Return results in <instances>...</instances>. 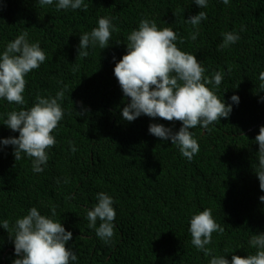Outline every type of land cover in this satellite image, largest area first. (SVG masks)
I'll use <instances>...</instances> for the list:
<instances>
[{
	"label": "trees",
	"instance_id": "trees-1",
	"mask_svg": "<svg viewBox=\"0 0 264 264\" xmlns=\"http://www.w3.org/2000/svg\"><path fill=\"white\" fill-rule=\"evenodd\" d=\"M56 3L0 0V55L27 31L28 42H38L47 56L25 76L24 105L0 98V139L19 136L4 125L7 113L30 109L38 96L55 98L64 91L59 101L64 116L51 133L56 144L46 150L49 159L42 172L33 171V158L21 153L15 161L13 147L0 145V225L9 221V229L0 227V264L18 258L9 236L14 238L15 221L32 207L49 217L54 208L55 219L72 233L66 247L77 260L71 264H209L211 256L197 250L189 232L192 215L206 208L224 227L207 245L212 255L229 261L233 255H254L257 249L249 240L264 234V203L259 200L264 191L255 175V137L264 127V82L259 79L264 72V0H229L227 5L208 0L206 8L194 0H84L87 11L57 10ZM200 11L207 19L198 27L185 22ZM101 17L111 18L118 31L112 32L109 47L102 49L97 42L82 58L79 38L97 27ZM141 19L154 21L158 29L170 26L178 35L177 47L195 55L206 78L223 73L219 86L207 87L232 104V111L206 130H191L199 144L191 161L171 141L148 132L156 123L175 133L181 122L144 115L132 122L122 118L130 98L113 69L127 54V37ZM232 31L240 39L221 49L222 34ZM233 95L238 104L231 102ZM101 192L112 198L116 212L108 243L96 235L101 221L90 228L86 212Z\"/></svg>",
	"mask_w": 264,
	"mask_h": 264
},
{
	"label": "clouds",
	"instance_id": "clouds-1",
	"mask_svg": "<svg viewBox=\"0 0 264 264\" xmlns=\"http://www.w3.org/2000/svg\"><path fill=\"white\" fill-rule=\"evenodd\" d=\"M222 2L227 5L229 0ZM38 3L40 6L52 5L53 0H38ZM194 3L199 8L208 6V0H194ZM56 8L87 11L88 5L84 0H57ZM205 19L207 13L200 11L185 22L196 28ZM113 31L118 29H115L111 18H99L97 27L80 36L77 50L79 56L87 57L89 53L86 49L97 42L102 49L109 47ZM198 34V31L194 32L191 39L195 40ZM27 35V31L22 32L7 44L0 55V98L21 106L25 104V76L38 69L47 59L39 43L30 44ZM222 35L221 49L240 39L234 31ZM127 40V54L122 56L113 69L124 96L130 98V102L122 109V118L132 122L144 115L153 119L181 122L182 126L175 133L171 128L156 123L149 125L148 132L162 141H171L172 145L178 146L181 155L191 161L199 152L198 141L191 130L197 126L206 130L221 118L227 119L232 111V104H226L207 87L209 84L219 86L223 73L216 72L211 78H206L205 68L195 55L177 47L178 35L170 26L158 29L154 21L141 19L138 28L130 32ZM180 43H183L182 38ZM259 79L264 82V72L260 73ZM260 87L264 89V83ZM63 97V90L55 98L38 96L30 109L13 110L6 114L4 125L13 132H19V136L0 139V145L13 147L15 161L22 158L21 153L33 158L32 166L36 173L43 171L42 165L49 159L46 150L56 144L51 133L63 119L64 110L59 103ZM230 100L233 104L239 103L236 95L231 96ZM255 142L259 146V169L255 175L260 190L264 191V127H260ZM71 151H76L74 146ZM96 198L98 203L91 210L86 209L89 227L95 228L99 219L101 223L95 228L96 235L108 243L114 236V201L104 192L98 193ZM259 200L264 203V196L259 197ZM55 217L54 208L49 217L41 215L37 208L32 207L27 215L15 221V236L9 238L13 241L14 254L18 258L12 264H71L77 260L71 248L66 247L72 239V233L66 231ZM189 225L191 243L204 256H211L209 264H264V234L252 235L249 240L250 246L257 249L254 255H233L229 261L224 255H212V250L207 247L212 242L214 232H224V227L214 220L212 209L206 208L192 215ZM0 227L9 229V221L3 220Z\"/></svg>",
	"mask_w": 264,
	"mask_h": 264
}]
</instances>
